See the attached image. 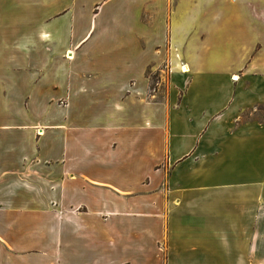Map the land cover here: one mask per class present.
<instances>
[{
    "label": "crops",
    "instance_id": "1",
    "mask_svg": "<svg viewBox=\"0 0 264 264\" xmlns=\"http://www.w3.org/2000/svg\"><path fill=\"white\" fill-rule=\"evenodd\" d=\"M80 1L99 2L96 57L72 37L82 3L0 0V264H264V186L195 182L202 130L240 107L171 120L149 76L264 97V0Z\"/></svg>",
    "mask_w": 264,
    "mask_h": 264
},
{
    "label": "rangeland",
    "instance_id": "2",
    "mask_svg": "<svg viewBox=\"0 0 264 264\" xmlns=\"http://www.w3.org/2000/svg\"><path fill=\"white\" fill-rule=\"evenodd\" d=\"M76 1L77 4L82 3L85 6L87 14H79L78 9H71L73 13L68 16V20L72 23V37L82 33L86 26L87 29L82 36L88 31L89 34L85 39L87 44L83 48L82 55L86 58L99 56L101 51L98 53L96 43L101 42L102 38L99 37L97 28L102 20L97 17V14L93 15V11L98 7L91 9L92 3L96 5L99 2ZM166 69L164 67V71L149 72V76L151 77L153 98L159 100L165 97L169 101V118L171 120L179 122L188 119L202 120V118L204 119L203 114L206 116L208 112L212 111V106L216 108L224 105L240 107L238 114L236 113L239 117L235 121L211 124L206 130H202L199 147L216 154V157L213 167L210 168V174L205 173L204 178L195 181L196 184L204 186L205 192L207 188L220 184L230 185L233 188L232 191L241 186H264V123H259L261 120L264 122V108L260 112L261 118H255L256 123H251V125L246 123L249 120L250 112V109H246V107L261 103L264 97L255 91L248 92L243 97L235 96L234 92L231 95L224 94L220 89L223 82L214 79L213 75L207 77L200 75L191 84L188 81L190 86L188 85L187 92L186 90L185 92L179 89L173 90ZM231 79L239 80L238 77ZM182 95H184L185 103L180 107L177 104ZM222 119L225 120V117ZM213 142L216 145H212ZM209 144L210 146H208Z\"/></svg>",
    "mask_w": 264,
    "mask_h": 264
},
{
    "label": "bare ground",
    "instance_id": "3",
    "mask_svg": "<svg viewBox=\"0 0 264 264\" xmlns=\"http://www.w3.org/2000/svg\"><path fill=\"white\" fill-rule=\"evenodd\" d=\"M183 70H184V71H187V68L184 66V67H183Z\"/></svg>",
    "mask_w": 264,
    "mask_h": 264
}]
</instances>
